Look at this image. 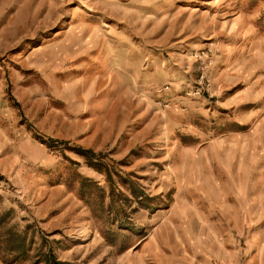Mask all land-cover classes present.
Returning <instances> with one entry per match:
<instances>
[{"label": "rangeland", "instance_id": "1", "mask_svg": "<svg viewBox=\"0 0 264 264\" xmlns=\"http://www.w3.org/2000/svg\"><path fill=\"white\" fill-rule=\"evenodd\" d=\"M0 264H264V0H0Z\"/></svg>", "mask_w": 264, "mask_h": 264}, {"label": "bare ground", "instance_id": "2", "mask_svg": "<svg viewBox=\"0 0 264 264\" xmlns=\"http://www.w3.org/2000/svg\"><path fill=\"white\" fill-rule=\"evenodd\" d=\"M78 238H79V236H78Z\"/></svg>", "mask_w": 264, "mask_h": 264}]
</instances>
